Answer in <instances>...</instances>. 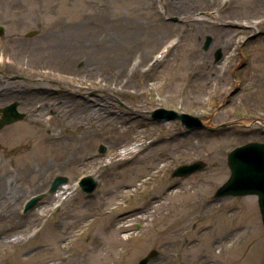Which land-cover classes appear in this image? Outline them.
Here are the masks:
<instances>
[{"label": "rangeland", "instance_id": "1", "mask_svg": "<svg viewBox=\"0 0 264 264\" xmlns=\"http://www.w3.org/2000/svg\"><path fill=\"white\" fill-rule=\"evenodd\" d=\"M75 22L91 44L63 60L67 68L52 64L61 73L35 76L21 54L14 72L0 60V87L15 82L12 93H0V110L16 103L23 115L0 133L49 117L33 121L45 146L29 167L16 155L31 144L0 153V264H137L151 250L158 256L149 264H264L257 198L213 197L230 174L227 154L264 142L262 125L243 127L264 119V0H0V59ZM217 48L224 56L214 62ZM42 99L49 109L37 117ZM105 102L109 114L95 115L89 130L70 126L84 106ZM71 104L73 114L65 111ZM158 108L214 129L153 120ZM194 161L205 162L203 170L171 177ZM55 176L67 177L64 192L22 214L23 202ZM83 176L97 182L92 194L77 186Z\"/></svg>", "mask_w": 264, "mask_h": 264}, {"label": "bare ground", "instance_id": "2", "mask_svg": "<svg viewBox=\"0 0 264 264\" xmlns=\"http://www.w3.org/2000/svg\"><path fill=\"white\" fill-rule=\"evenodd\" d=\"M69 25L71 27L68 28V31L65 34L61 33L58 30L50 31L47 33V39L44 42L34 45L32 46V48H28V47L26 49L22 48L20 50L22 52L20 53L18 52L14 53L13 50L8 49L9 51L6 54H4V56H6L8 60H4L3 58L0 60L2 62L5 61L8 65V69L11 72L12 71L14 72V70L16 71V69L18 68L17 57L21 54V61H24V62L28 61V63L35 65L34 71H33V66H32V71H33L32 74L35 76L38 75L39 73H41L43 76H46V75L50 76L51 74H55L56 72L61 73L62 70L59 68L52 69V64L58 63L59 65H61L59 66L60 68L62 69L67 68L64 64H62V62H64L67 59H70V61L69 60L68 61L71 63V61H73L72 59L73 57L69 55L71 54L79 55L78 50L79 48L82 49L84 45L83 43L86 42L87 44H91V42L88 41L90 39L86 40L85 37L87 36L83 32H80L79 29H81V24H79V22L69 23ZM61 26H62L61 29H63L67 25L65 24ZM111 38L112 36L111 37L109 36L108 38H106L108 39V41H110V45L113 42L112 46L119 47V45L117 44L119 41L112 40ZM108 68L109 69L113 68L114 71H116L115 74H119L122 71V68L117 66L115 62L110 63L108 65ZM145 71L142 70V74ZM13 83L15 84V82L8 81L5 85L0 87V93L2 91L3 93L6 91L12 93V90H10V86H13ZM38 88L40 89L43 87L39 86ZM41 101L42 103L39 102L36 104L37 109H39L37 117L42 116L44 112L46 111L45 109H49V105H47L46 102L43 101V99ZM76 106H77L76 104H73V105L71 104L66 107L65 111L70 112V114H73L76 111L75 110V108H77ZM97 106L98 105L93 104L92 108L88 107L87 105L84 106V108L81 107L83 109L79 111V118H75V120L72 119L70 121V126H74L76 130L77 129L79 130L82 129L83 131L89 130V128L94 125L95 115L97 114L106 115L107 113L109 114V109H108L109 106L107 102L103 103L102 106L96 108ZM93 108H96V110H93ZM87 109H90V110L85 112ZM48 118L47 116H44V115L42 116V119L45 121ZM42 119L34 118L33 121L39 122ZM33 121L26 122L25 124L19 127L17 126V127L7 128L6 130L0 133V153H4L3 155H7L5 152L8 149V147H13L17 144H19L21 147H25L31 144L30 150L18 151V154L16 155L17 157L16 160L19 162V166L23 168L29 167L27 160L30 157V155L34 153L36 150H38L39 148L43 149L45 146V144H43L44 138L42 139V137L36 135V128L33 124L35 122ZM129 129H130V126H125L122 129H120L119 132L125 133ZM136 151H137V146L132 147L131 149H123L118 156L122 158L125 155L132 153V152H136ZM114 154L115 152L111 153L110 155L114 156ZM111 163L112 161L109 160L108 164H111Z\"/></svg>", "mask_w": 264, "mask_h": 264}, {"label": "water", "instance_id": "3", "mask_svg": "<svg viewBox=\"0 0 264 264\" xmlns=\"http://www.w3.org/2000/svg\"><path fill=\"white\" fill-rule=\"evenodd\" d=\"M2 28L0 27V34ZM32 33H29L31 35ZM212 42V37L206 36L203 49L208 50ZM223 58V52L221 48L216 49L214 53V61L219 62ZM2 113V119L0 120V128L5 125L17 121L23 117L21 113L16 111V103H13L0 110ZM154 120H179L188 130H195L201 128H209L203 123V121L194 115L181 113L178 114L172 110H166L158 108L151 113ZM262 120H254L251 125ZM239 122L232 124H221L217 127L224 128L231 125H238ZM105 151L104 147H100V152ZM227 166L230 174L228 179L217 188L214 193V198L219 199L228 196L240 197L247 195H254L257 197V205L261 215V222L264 228V143L261 142H249L244 145L235 147L227 154ZM205 162L195 161L190 164H184L177 167L171 177H186L196 171H200L205 167ZM67 183V178L58 176L51 184L48 193H54L56 189ZM82 191L86 193H92L97 187V182L90 176L84 177L80 182ZM43 195H36L25 204V211H29L36 203L42 198ZM158 256L156 250H151L147 256L142 258L138 264H149V262Z\"/></svg>", "mask_w": 264, "mask_h": 264}, {"label": "flooded vegetation", "instance_id": "4", "mask_svg": "<svg viewBox=\"0 0 264 264\" xmlns=\"http://www.w3.org/2000/svg\"><path fill=\"white\" fill-rule=\"evenodd\" d=\"M263 132H264V131H263ZM51 180H52V179H51ZM51 180H50V182H51ZM40 192H41V191H40ZM38 193H39V192H38ZM57 204H59V203H54L53 206H56Z\"/></svg>", "mask_w": 264, "mask_h": 264}]
</instances>
